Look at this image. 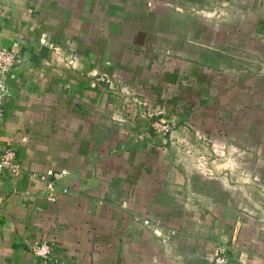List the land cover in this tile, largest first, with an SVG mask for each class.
Wrapping results in <instances>:
<instances>
[{
	"label": "crops",
	"instance_id": "0c3cea01",
	"mask_svg": "<svg viewBox=\"0 0 264 264\" xmlns=\"http://www.w3.org/2000/svg\"><path fill=\"white\" fill-rule=\"evenodd\" d=\"M0 47L22 55L0 123L22 166L0 176V264H213L222 243L264 264V0H0ZM95 71L117 102L95 100ZM126 87L175 132L138 130ZM116 106L124 122L102 116ZM50 170L70 191L55 202L32 177Z\"/></svg>",
	"mask_w": 264,
	"mask_h": 264
},
{
	"label": "built area",
	"instance_id": "2783aa9c",
	"mask_svg": "<svg viewBox=\"0 0 264 264\" xmlns=\"http://www.w3.org/2000/svg\"><path fill=\"white\" fill-rule=\"evenodd\" d=\"M21 62L22 55L16 47H0V123L5 120V103L11 95L9 82L15 79V69ZM101 78L103 82L107 79V77L104 76ZM152 126L154 127L153 132L156 134L157 142L167 139L175 132L177 127L172 121L171 123L168 121H155ZM4 172H8L13 177H19L22 174V166L19 162L17 152L13 148L0 150V176ZM32 177L45 184L48 191L47 200L50 202H55L59 194H67L70 192L67 187L60 186V183L67 177V173L64 171L50 170L46 174L33 173ZM144 225L151 228L153 233L163 240H170L176 235V231H165L160 227L154 226V224L148 220L144 221ZM29 249L36 257L43 258L46 261L51 259L52 246L48 242L30 243ZM227 251L228 246L226 243L219 244L213 264H232L230 257L227 255ZM57 264L64 263L60 261Z\"/></svg>",
	"mask_w": 264,
	"mask_h": 264
},
{
	"label": "rangeland",
	"instance_id": "374dc122",
	"mask_svg": "<svg viewBox=\"0 0 264 264\" xmlns=\"http://www.w3.org/2000/svg\"><path fill=\"white\" fill-rule=\"evenodd\" d=\"M73 63V62H71ZM95 73L97 74L96 77L94 78L95 81H97L98 83H102L103 80L101 78V76H99L100 74H98L96 71ZM106 85H108V87H106L107 91L106 92L105 90H103L102 94H99L98 95V98L95 99L96 101H101L102 99L106 98L107 96V100L110 101V102H117L118 101V98H119V94L117 92H115V89L116 87L117 88H120L118 85V83L116 82V79L111 76H109V78L106 79L105 81ZM104 88V87H103ZM122 88V86H121ZM128 92L125 93L124 95V98L123 100H125L126 102H130V106L128 108L129 110V113H132V112H137L138 113V117L137 119L140 121V124H139V129L140 131H144V132H147L149 129H152L154 130V127L152 126V124L156 121V122H169L171 123L174 122L175 125H177V121L175 120V118L177 117H171L170 118L168 116H165L164 114V110L163 109H160L158 110L157 108L155 109L154 106L153 108H151V110L149 109V105L147 106L145 101L147 100H143V97L142 96H137L135 95L133 92V90L131 89V87H126ZM135 95V97H133ZM148 103V102H147ZM141 104V105H139ZM151 104V103H149ZM140 107H142V109L140 110ZM122 110H119L116 107H110L107 111H106V115L102 114L103 117H106V118H111L113 117V119L120 123V122H124L125 120L123 119L122 115L120 114ZM131 111V112H130ZM103 113V112H102ZM153 116V118H152ZM177 116V115H176ZM126 120H128V118H125ZM140 119H144V121L140 120ZM142 122V123H141ZM139 138V137H138ZM160 144V143H159ZM191 153L195 151L194 148H189ZM226 157H224L225 159ZM218 158H213L211 160V164L216 161ZM221 160V159H220ZM204 164V163H203ZM215 164H217L215 162Z\"/></svg>",
	"mask_w": 264,
	"mask_h": 264
}]
</instances>
